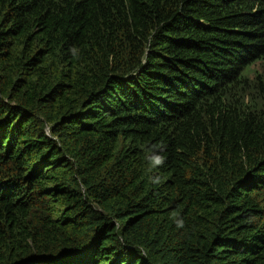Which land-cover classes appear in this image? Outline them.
I'll return each instance as SVG.
<instances>
[{"label": "trees", "instance_id": "1", "mask_svg": "<svg viewBox=\"0 0 264 264\" xmlns=\"http://www.w3.org/2000/svg\"><path fill=\"white\" fill-rule=\"evenodd\" d=\"M0 264H264V0H0Z\"/></svg>", "mask_w": 264, "mask_h": 264}, {"label": "clouds", "instance_id": "2", "mask_svg": "<svg viewBox=\"0 0 264 264\" xmlns=\"http://www.w3.org/2000/svg\"><path fill=\"white\" fill-rule=\"evenodd\" d=\"M160 160H157V163H160ZM177 227H183V220L177 221Z\"/></svg>", "mask_w": 264, "mask_h": 264}, {"label": "rangeland", "instance_id": "3", "mask_svg": "<svg viewBox=\"0 0 264 264\" xmlns=\"http://www.w3.org/2000/svg\"><path fill=\"white\" fill-rule=\"evenodd\" d=\"M255 68H259V66L253 67L252 71H254Z\"/></svg>", "mask_w": 264, "mask_h": 264}]
</instances>
